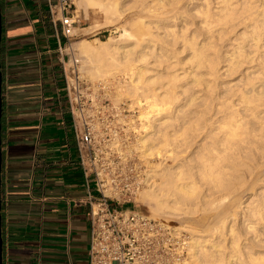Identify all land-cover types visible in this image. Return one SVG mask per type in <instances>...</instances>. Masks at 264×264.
Wrapping results in <instances>:
<instances>
[{"label":"bare ground","instance_id":"6f19581e","mask_svg":"<svg viewBox=\"0 0 264 264\" xmlns=\"http://www.w3.org/2000/svg\"><path fill=\"white\" fill-rule=\"evenodd\" d=\"M159 1L162 5L156 10L143 0L141 15L148 18L147 26L151 34L139 39L132 47L117 44L109 49L106 40L94 44L81 39L76 42L77 48L83 53L84 62L94 58L102 66L121 58H131L134 64L145 61L147 56L159 62H169L178 56L182 47L191 49L192 57L189 58L185 75L174 68L173 75L166 71L154 78L148 74V65L141 63L134 65L130 72L131 80L136 85L143 80L140 88L146 94L145 101L149 107L144 111V116H140L145 120L142 125L146 133L141 136L143 145L140 139L139 144L146 146L151 155L163 154V159L149 173L151 180L140 193V198L158 216L161 213L168 217L183 214L181 205L187 202L200 201L202 209H209L210 206L213 210L212 231L217 232L228 224L227 230L234 244L232 252L237 251L234 264H255L251 256H239L241 235L232 217L236 208L241 206L240 197L251 185L253 191L243 205L244 213L257 216V219L242 224L255 233L254 238L258 237L259 223L264 221V189L261 190L262 184L257 186L262 179L260 174L263 175L258 165L264 158V1L245 0L239 5L233 0H220L216 10L207 8L204 14L205 31L200 42L195 33H188L187 22L181 27L176 25L183 15L182 7L178 4L180 0ZM123 14L121 11L118 17L121 18ZM239 22L245 26L240 35L242 38L225 54L219 40ZM247 43H250L251 50L245 48ZM251 52L254 55H250ZM244 61L254 62L253 66L258 67V75L263 77L261 82L260 78L255 77L259 84L255 78L256 81L251 80L248 70L244 72L246 81L243 77V84L240 83L241 78L231 83L230 87L220 81L223 69L231 74ZM91 67L88 69L91 70ZM164 76L169 79L168 82L159 84ZM181 99L184 103L177 104ZM154 105L165 110L160 112L159 107L153 108ZM180 116L183 120L177 127L176 120ZM159 130L163 132L160 137ZM185 149L194 152L196 160L190 152L187 155ZM183 151L186 155L182 154ZM168 160L172 163H166ZM257 168L261 172L259 175L256 174L259 172ZM156 176L160 178L159 181H156ZM227 197L232 199L231 203L226 202ZM206 204L208 206H204ZM176 228L195 233L186 225H177ZM195 235L193 243L208 261L217 263L227 260L221 250V241L211 245L214 252L205 247L206 239L203 238L208 235L206 231ZM191 253L196 256L197 249L192 248ZM229 261L233 263L231 258Z\"/></svg>","mask_w":264,"mask_h":264},{"label":"crops","instance_id":"0c3cea01","mask_svg":"<svg viewBox=\"0 0 264 264\" xmlns=\"http://www.w3.org/2000/svg\"><path fill=\"white\" fill-rule=\"evenodd\" d=\"M3 264H90L89 196L50 0H1ZM1 52V51H0Z\"/></svg>","mask_w":264,"mask_h":264},{"label":"built area","instance_id":"2783aa9c","mask_svg":"<svg viewBox=\"0 0 264 264\" xmlns=\"http://www.w3.org/2000/svg\"><path fill=\"white\" fill-rule=\"evenodd\" d=\"M49 8L70 43L80 21L75 1L50 0ZM65 81L80 164L98 192L88 201L90 264H185L189 234L133 208L149 168L132 104L110 98L108 83L86 79L75 68L65 67Z\"/></svg>","mask_w":264,"mask_h":264},{"label":"rangeland","instance_id":"374dc122","mask_svg":"<svg viewBox=\"0 0 264 264\" xmlns=\"http://www.w3.org/2000/svg\"><path fill=\"white\" fill-rule=\"evenodd\" d=\"M76 5V14L79 18V23L76 28L77 36L72 39L70 43H67L65 45V51L68 52V58H67V67L68 70H72L75 68L77 71H79L86 79L91 80H103L109 85L110 94L108 95L110 98L116 99V100H125L128 101V103L132 104V110L131 113L136 115L135 119L137 124H139L140 130L138 131L137 135L138 141L140 139L141 143V136L146 133L144 131V125L142 123L145 120H142L140 116H144V111L149 109L147 106V102L145 101L146 94L141 91V86L143 85V80L138 82L139 85H136V82H133L131 80L130 72L133 70V66L138 64L140 65H148L149 72L148 74H152V76L155 78L159 73L166 72L171 73L173 75L174 68H177V72L181 75L186 74V67L189 64V58L192 57V51L190 48H181V52L178 53V56L175 58L170 59L169 62H159L155 59L153 60L152 57L147 56V59L145 61H137L134 62V64L131 63V58H121L118 60H111L107 65L102 66V64L95 60L94 58L90 59V62H84L83 53L80 52L77 48L76 42L81 39H86L90 41L91 43L98 44L99 41H108L109 49H112L117 44H124L128 47H132L136 42H138L139 39H142L143 37H148L150 33V29L147 26V20L148 18L141 15V9L143 5V0H74ZM149 7L152 6V9H156L162 3L159 0H144ZM220 0H180L178 3L179 6L182 7L181 10H183V15L181 18H179L176 22L177 27H181L182 24L188 25V33L193 32L195 35L198 36L199 42L203 39V33L205 31V18L204 14L206 13L207 8H210L211 10H216L217 6L219 5ZM235 4H243L245 0H233ZM259 3L264 0H258ZM144 2V3H145ZM162 10V9H160ZM123 11V15L121 18L118 17V14ZM120 16V15H119ZM189 21V22H188ZM245 26L244 24H241L239 22L236 26L231 28L226 36L223 37V39L219 40V45L223 49L224 53L227 54L229 50L233 49V46H235L240 40H241V34L244 31ZM232 32V33H231ZM241 35V36H240ZM159 42V41H158ZM252 43V42H250ZM250 43L245 44V48L248 50H251ZM171 47V45H169ZM250 55H254V52H251ZM0 58L2 65L4 63L3 59V50L0 52ZM150 60V62H149ZM176 61H179V63H176ZM254 62L250 63L247 61H244L239 67L238 70L235 72H232L231 74L226 71L222 70V75L219 76V79L221 77V80L226 86L228 84L231 85V83H236L240 80V83L243 84L246 81V76H244V72H247V70L251 73V80H255L256 78H261L258 75V67L253 66ZM92 66L91 70L88 69V67ZM226 72V73H225ZM226 77H224L225 75ZM246 75V74H245ZM159 76V75H158ZM224 77V78H223ZM244 77V78H243ZM256 77V78H255ZM245 80L243 82V79ZM255 78V79H254ZM238 79V80H237ZM256 79V80H257ZM264 79V78H263ZM169 79H167L165 76L161 78V81H159L161 84L163 81L168 82ZM255 80V81H256ZM243 83H242V82ZM259 84L260 82H258ZM232 86V85H231ZM230 87V86H229ZM198 89V88H197ZM183 99H181L182 101ZM139 101V102H138ZM179 101L177 104L180 105V103H184V100L181 102ZM146 102V103H144ZM155 106V105H154ZM182 106V105H181ZM153 107V106H152ZM157 106L153 107L156 108ZM159 107V106H158ZM157 107V108H158ZM151 108V107H150ZM159 111H164L165 109H160ZM182 117L180 116V119L176 120L177 127H180V124L182 123ZM162 131H158V136H162ZM142 144V143H141ZM140 144V145H141ZM143 145V144H142ZM143 150V158L145 159V164L148 166V182L144 186V189L148 187L150 174L153 172L155 165H157L163 158L161 157V154L151 155L146 150V146H141ZM164 148V147H163ZM191 151L193 148H188ZM186 150L187 155H196L194 152ZM164 151V149H162ZM190 152V154H189ZM193 153V154H192ZM183 155H186L185 152H182ZM163 156V154H162ZM264 158L261 160V164L259 163L258 168H261L263 170V175L261 176V172L259 171L256 173L261 177V181L259 180L258 185L261 186V190L264 189ZM172 163L171 161H166V163ZM262 165V166H261ZM261 170V171H262ZM259 173V174H258ZM255 174V175H256ZM160 178L156 176V181H159ZM261 182V183H260ZM248 186V185H245ZM263 188V189H262ZM246 189V187L244 188ZM251 189V185L249 186V189L247 190L246 194L242 197H240V200L242 201L241 206L236 208V212L234 213L232 219L233 222L236 224V229L239 231L241 238L240 243L242 244L241 247V253L239 256L242 257H249L251 256L254 259L255 264H264V221H260L258 230L259 235L258 237L254 238L255 233L249 230L244 224H248L252 219L256 220L257 216H252L250 213L245 212L244 213V206L245 201L247 199V196L251 194L253 191ZM254 189V188H253ZM136 196L134 201L133 208L137 211H140L144 214L149 215L152 218L160 219L163 221L168 222L173 228H176L177 225H186L187 227L193 229L195 233L200 231H206L208 233L207 236H205L203 239H206L204 244L206 243L205 247L207 249H213L214 247L211 246L212 244H216L221 241V250L222 252L227 256L225 259L227 260H221L217 263H214L212 261H208L206 257L204 256V253H201V251H198V247L196 244H194V237L197 236L195 233L188 232L189 234V246H188V255H185L184 260H186L185 264H234L235 262V254L236 252H232V244L231 242V234L226 228L217 230V232L212 231V216H213V210L211 211L210 206L207 204L204 206H208L209 209L201 208V202L200 201H193V202H187L181 205L183 209H180L181 211L184 210L183 214H180L178 216H166L164 213H161L159 216L156 214L154 215L151 208L146 205L144 202H142L140 198V193ZM250 190V191H249ZM231 197V196H229ZM228 198V201L226 198L227 203H231L233 197ZM235 197V196H234ZM242 198V199H241ZM139 199V200H138ZM235 201V198H233ZM225 201V200H224ZM223 203V206H225ZM234 203V202H233ZM232 203V204H233ZM231 204V205H232ZM201 205V207H200ZM228 205V204H227ZM244 205V206H243ZM132 205H127V207H131ZM189 208H192L191 211ZM213 209V208H212ZM179 210V211H180ZM210 210V211H209ZM202 211V212H201ZM163 214V217H161ZM206 214V217H205ZM204 217H203V216ZM208 216V217H207ZM203 217V218H202ZM207 221H205V219ZM211 220V222H209ZM244 221V222H243ZM263 231V232H262ZM262 232V233H261ZM254 238V239H253ZM192 240V241H191ZM247 240V241H246ZM192 248L197 249L196 256H192ZM201 248V246H200ZM201 250V249H200ZM214 252H216L214 250ZM231 255H234L231 257ZM238 256V254H237ZM229 258L233 260V263L229 261ZM249 259V258H247Z\"/></svg>","mask_w":264,"mask_h":264},{"label":"water","instance_id":"95a60500","mask_svg":"<svg viewBox=\"0 0 264 264\" xmlns=\"http://www.w3.org/2000/svg\"><path fill=\"white\" fill-rule=\"evenodd\" d=\"M3 38V14L0 0V51ZM2 116H3V71L2 62L0 58V264H3V233H2V165H3V151H2Z\"/></svg>","mask_w":264,"mask_h":264}]
</instances>
